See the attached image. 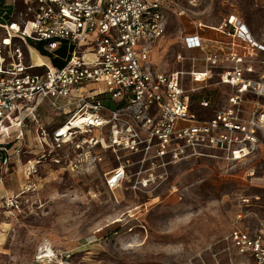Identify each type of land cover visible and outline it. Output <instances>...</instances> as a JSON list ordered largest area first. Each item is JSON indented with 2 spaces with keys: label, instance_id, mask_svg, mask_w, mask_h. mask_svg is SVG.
Returning a JSON list of instances; mask_svg holds the SVG:
<instances>
[{
  "label": "rangeland",
  "instance_id": "1",
  "mask_svg": "<svg viewBox=\"0 0 264 264\" xmlns=\"http://www.w3.org/2000/svg\"><path fill=\"white\" fill-rule=\"evenodd\" d=\"M161 2L167 29L155 65L185 72L177 79L192 113L210 118L228 105L233 87L220 82L219 70L212 79L192 76L207 64L201 51H189L183 40L199 24L215 27L237 18L264 44V0ZM180 8L186 14L180 16ZM254 55L262 71L264 52ZM46 60L33 49L35 64ZM103 87L90 84L81 92ZM202 100L211 107L202 108ZM47 109L45 115L37 109L22 127L14 120L0 133V148L11 143L0 157V264H255L232 247L231 238L253 233L264 220L260 148L239 162L210 149L177 161L156 157L154 148L80 149L68 139L59 143L54 134L71 114ZM122 166L127 178L109 189L108 178ZM253 171L254 177L247 175ZM241 193L260 199L243 205Z\"/></svg>",
  "mask_w": 264,
  "mask_h": 264
},
{
  "label": "built area",
  "instance_id": "2",
  "mask_svg": "<svg viewBox=\"0 0 264 264\" xmlns=\"http://www.w3.org/2000/svg\"><path fill=\"white\" fill-rule=\"evenodd\" d=\"M211 28L231 41L216 48L198 35L185 37L188 49L201 51L207 64L190 74L211 79L219 70L220 82L231 85L233 93L214 117L199 118L177 79L185 72L163 71L150 59L167 29L161 0H0V133L14 120L22 127L47 105L71 114L54 134L59 143L68 139L80 149L138 153L154 148L156 157L172 161L210 149L239 162L260 148L264 160V68L258 70L254 55L264 52V44L237 18ZM30 39L64 64L55 65ZM32 49L47 60L35 64ZM260 62L264 65V58ZM90 84L105 87L81 92ZM210 104L200 102L203 108ZM64 126L70 130L60 136ZM95 129L101 133L82 136ZM127 176L125 166L116 169L108 188L117 189ZM260 179L264 186V175ZM238 199L251 205L260 197L241 193ZM231 239L239 254L264 264V220L253 233L241 231Z\"/></svg>",
  "mask_w": 264,
  "mask_h": 264
},
{
  "label": "crops",
  "instance_id": "3",
  "mask_svg": "<svg viewBox=\"0 0 264 264\" xmlns=\"http://www.w3.org/2000/svg\"><path fill=\"white\" fill-rule=\"evenodd\" d=\"M202 25L204 26V28H200V26H202ZM202 25L201 24L197 25V28H198L197 31L195 33H192L190 36L198 35L201 39H203V41L205 40L206 44L211 45V46H215L216 48L224 47L225 44H227L228 42L231 41V38L229 36H227L226 34H223L222 32H220L216 29H212L210 26H206L204 24H202ZM161 41H162V39L158 40L155 43V45L153 46L151 53H150L151 62L154 64H156V62L154 60V56L156 54V49H157L158 44ZM184 46L187 47L186 44H184ZM187 49H188V47H187ZM204 70L205 69L203 68V69H200L198 71L202 72ZM171 73H175V72H171ZM199 105H200V103H199ZM212 108H213V106H212ZM217 110L218 109L214 110V114L212 117L215 116ZM46 111H48L47 107L43 106V109L40 111V114L45 115ZM212 117H210V118H212ZM43 120H42V122H43ZM45 122H46V119H45Z\"/></svg>",
  "mask_w": 264,
  "mask_h": 264
},
{
  "label": "trees",
  "instance_id": "4",
  "mask_svg": "<svg viewBox=\"0 0 264 264\" xmlns=\"http://www.w3.org/2000/svg\"><path fill=\"white\" fill-rule=\"evenodd\" d=\"M29 43H30L33 47H35L37 50H39L40 53H41L42 55L52 57V58L54 59V64H55V65H57V66H61L62 64H64L63 61H61V60H59V59H57V58H54V56H53L51 53H49L48 51L44 50V48H43V46H42V43L35 42V41H33L32 39L29 40ZM60 53H62V51H60ZM42 109H43V106H41V107L37 110V112H38L39 110H42ZM48 112H49V111H46V113H48ZM33 120H34L33 117H32V116H29V117L25 120V122L33 121ZM28 123H29V122H28ZM10 145H11V143L7 144V145H6L5 147H3V148H0V157L2 156V154H3L4 151H8L7 147L10 146ZM2 151H3V152H2ZM4 153H5V152H4Z\"/></svg>",
  "mask_w": 264,
  "mask_h": 264
},
{
  "label": "bare ground",
  "instance_id": "5",
  "mask_svg": "<svg viewBox=\"0 0 264 264\" xmlns=\"http://www.w3.org/2000/svg\"><path fill=\"white\" fill-rule=\"evenodd\" d=\"M32 51H33V49H32ZM42 63H39V64H42ZM68 130H70V127L69 126H64L63 129H62V132L60 133V136L66 135V133L68 132Z\"/></svg>",
  "mask_w": 264,
  "mask_h": 264
}]
</instances>
